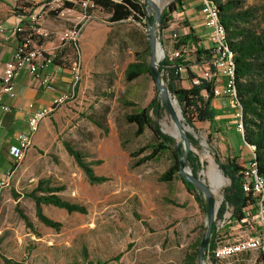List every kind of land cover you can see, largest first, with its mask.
<instances>
[{"label": "rangeland", "instance_id": "374dc122", "mask_svg": "<svg viewBox=\"0 0 264 264\" xmlns=\"http://www.w3.org/2000/svg\"><path fill=\"white\" fill-rule=\"evenodd\" d=\"M3 1L11 5L19 2L16 7L24 3L32 4L33 8L46 6V0ZM149 1L160 16L171 0ZM239 1L243 8L254 11L256 23L263 26L264 0ZM136 2L148 15L147 21L139 23L129 18L111 23L108 14L94 9L90 13L95 20L85 24L75 47L64 49L70 50L66 53L67 64L76 67L75 71L71 69L72 93L70 91L68 99L39 124L8 185L0 190V264H183L185 255L197 249L203 239L207 213L202 192L196 189L204 201L203 207L186 190L178 173L169 182L160 181V176L172 165L171 150L180 141L179 136L172 137L166 128L172 126L166 110L158 117L150 107L156 99L162 103L161 96L150 75L131 82L123 75L126 66L137 59L149 64L147 22L155 21V39L163 50L161 62L180 54L179 50H174V44L179 36L188 32L190 21L182 12L173 13L168 28L161 30L155 10L146 11V0ZM3 7V15L13 11L6 5ZM73 11L82 13L84 10L74 6ZM74 12L65 11L62 19L53 20L54 34L43 39L52 41L69 29L73 24L69 18ZM60 49L59 46L57 53ZM189 61L193 63V72L200 75L204 66L197 65L193 58ZM215 85L222 91L223 80L219 79ZM179 86L188 88L189 84L183 80ZM218 97H227L224 117L215 111L218 116L211 127L207 123H195L190 128L182 120L181 128L197 141L196 147L188 145L200 162L197 177L208 187L210 170H218L224 179L216 194L210 191L215 203L212 224L215 231L217 228V232L224 233L232 224L227 219L224 222L222 218L216 219V213L229 180L219 170L217 161H224L225 155L231 153L247 166L252 154L242 134L236 131L239 111L233 100L226 93ZM142 109L147 110L150 126L136 136L135 125L127 123L125 116ZM175 109L179 110L178 105ZM151 126H158L173 139L174 145L151 161L134 166L150 151L146 149L137 155L139 150L156 143ZM63 142L83 155L96 176L107 180L90 184L66 153ZM185 149L183 144L182 150ZM215 149L219 155H213ZM186 170L190 171L187 165ZM39 180L51 186H62L64 190L58 196L83 206L85 214H68L42 206L43 214L59 222L61 227L55 231L42 225L35 216L33 201L23 196L31 192ZM12 192L18 197L13 198ZM20 212L27 217L32 229L25 225ZM234 262L258 264V254L246 253Z\"/></svg>", "mask_w": 264, "mask_h": 264}, {"label": "trees", "instance_id": "16d2710c", "mask_svg": "<svg viewBox=\"0 0 264 264\" xmlns=\"http://www.w3.org/2000/svg\"><path fill=\"white\" fill-rule=\"evenodd\" d=\"M214 1L217 4L219 20L226 32L227 45L233 53L234 101L240 113L242 139L245 144L253 147L248 164H254L256 175L264 180V25L261 26V24L256 23L254 11L243 8L242 2L239 0ZM49 3L50 0L46 1V5ZM94 4L98 9L108 14L111 23L122 22L129 18L139 23L146 20L143 8L136 0H95ZM184 6L185 0H171L161 14L160 29H167L171 15L183 12ZM64 8L73 9L69 4ZM59 12L60 10L50 11L49 14L55 16ZM14 15L17 18L27 16V14H22L20 10H14ZM199 42L192 29L188 28L186 34L178 37L177 42L174 44V50L182 52L183 49H187L190 52H185L174 59H163L159 62L158 69L168 92L177 101L183 123L190 128H193L195 123H207L211 127L216 117L215 109L211 104L214 98L213 83L199 80L198 84H192V80L196 76L191 72L193 63L189 60L193 58L195 63L200 66L210 62L212 58V51L203 49ZM71 46L75 47V44L67 43L61 46L59 52L52 58L51 63L61 65L60 58L64 49ZM190 47H194V50H191ZM69 52L70 50L67 51V53ZM179 66H183L184 73L181 74L177 71ZM145 74L150 75L149 64L140 59L129 63L123 72L124 79L127 82H131ZM183 80L188 82V88L179 86ZM150 107L158 117L165 111L158 99L154 100ZM125 120L129 124L135 125L136 136L141 135L150 126L147 110L145 109L126 115ZM154 134L156 143L139 150L137 155H140L146 149H150L149 154L135 162L134 166L151 161L157 155L170 151L168 146L174 145L173 139L168 135L162 132L156 133L155 131ZM186 136L189 145L196 147V139L191 134H186ZM209 142L211 144L212 140L210 139ZM63 146L90 184H101L107 180L105 177L96 176L90 164L84 161L83 155L69 143L63 142ZM179 150V154L174 149L171 150L172 165L160 176V181L169 182L178 173L179 160L184 154L181 145ZM212 153L213 155H219L216 149ZM130 157L133 158L134 154L131 153ZM186 165L190 168L192 176L197 177L200 171V162L191 151L187 154ZM217 165L223 176L229 180V185L223 189L222 202L216 213V219H221L227 208L230 210L231 218L238 221L244 216L243 210L252 204L250 195L242 189L246 166L239 163L236 158H226L224 161L218 160ZM182 183L186 190L193 195L195 201L203 207L204 201L197 195L196 188L188 182L182 181ZM63 190L62 186H51L47 181L39 180L31 192L23 194L25 198L33 201L37 220L45 227L55 231H59L61 224L46 217L42 212V206H51L68 214H85L83 206L65 201L58 196ZM11 195L13 198L18 197L13 192ZM20 217L25 225L32 229L29 220L21 212ZM217 237L220 236L216 233L213 223L207 244L214 243ZM197 246V249L185 255L183 264H197V252L200 243ZM258 264H264L263 254H258Z\"/></svg>", "mask_w": 264, "mask_h": 264}, {"label": "built area", "instance_id": "2783aa9c", "mask_svg": "<svg viewBox=\"0 0 264 264\" xmlns=\"http://www.w3.org/2000/svg\"><path fill=\"white\" fill-rule=\"evenodd\" d=\"M94 1L50 0V3L45 8L41 7L25 18H18L17 25L10 31V34L17 38V45L12 52L11 58L0 66V110L2 112L10 111V101L16 96L15 79L21 70L26 69L40 84H48L49 78L42 73V69L51 63L55 54L45 53L35 41L43 35L39 27L42 12L46 8L49 9V12L66 10L64 7L68 4L72 7L78 6L84 10L80 22L73 24L69 29L58 35L57 39L61 47L67 43L75 44L85 24L95 20V16L90 13L97 9ZM199 2L200 16L202 24L207 31L212 58L210 62L203 64L204 69L200 75L195 74L191 69V72L196 76L193 78L192 84H198L199 80L212 82L214 97L226 93L233 100V104L237 109L233 88V53L227 45V36L219 20L217 4L214 0H199ZM5 32L6 30L0 25V37ZM173 37L175 38L176 35L174 34ZM190 48L194 50V47ZM182 52L190 51L183 49ZM182 52L180 54L177 53L176 57L183 55ZM71 69L75 71L76 67L73 66ZM177 71L182 74L185 69L183 66H179ZM219 79L223 80L222 91L215 85ZM67 99V95L55 98L49 106L34 111L27 118V132L20 135L17 146L9 148V155L13 162L0 179V190L8 185L10 177L29 148L40 122L53 114ZM239 117L240 113L238 114L236 131L242 134V125ZM248 148L252 154L253 147L248 146ZM242 189L250 195L252 204L243 210L244 216L238 221L231 218L230 210L226 208L222 216V222L227 219L231 222L232 227L228 232L224 233L217 232L216 228V233L220 237L214 240L213 245L207 244L202 255V264H234V261H237L239 256L252 252L264 255V180L256 175L254 164L246 166Z\"/></svg>", "mask_w": 264, "mask_h": 264}, {"label": "crops", "instance_id": "0c3cea01", "mask_svg": "<svg viewBox=\"0 0 264 264\" xmlns=\"http://www.w3.org/2000/svg\"><path fill=\"white\" fill-rule=\"evenodd\" d=\"M16 3L17 2H14V4L11 5L10 2L7 3L0 0V25L6 30L5 34L0 37V66L11 58L12 52L17 45V38L10 34V31L18 23V18L14 15V10H20L22 14H27L28 16L41 8L40 6L33 8L31 6L32 4L29 3L20 4L17 8ZM5 5L12 8L13 11L7 12L3 15L2 11L4 9L3 6ZM199 10L200 5L198 0H185V6L182 13L185 15L186 19L190 21L187 25V29H192L193 34L200 41L199 45L203 49H209L207 31L202 24ZM65 11L74 12L73 9H66L61 10L55 16H51L50 14H47L49 9L46 8L41 14L39 27L41 28L43 35L40 37L41 39L37 45H39L47 54L56 55L59 43L57 38L52 41H46L43 38L47 35L54 34L55 28L51 23L55 19H62V14ZM74 13L75 15L69 18V21L76 24L81 21L82 13ZM66 53L67 51L64 50L63 55L60 58L61 65L50 63L46 68L42 69V73L49 78L47 85L40 84V82L35 80L26 69H23L18 73L15 79L16 96L10 101V111L5 113L0 110V179L13 162L9 155V148L17 146L20 135L27 132V118L34 111L49 106L55 98L68 95L70 91L72 93V87L74 85L71 72L72 67L70 66V63L67 64ZM227 106V97H216L214 98V101H212V107L218 112V115L221 114V117H224L223 113H226V111H223V108L225 109ZM218 115H216L214 122H216ZM226 158L235 157L229 153L225 155L224 159ZM238 159L239 158H236L237 161ZM238 162L245 164L243 161Z\"/></svg>", "mask_w": 264, "mask_h": 264}, {"label": "water", "instance_id": "95a60500", "mask_svg": "<svg viewBox=\"0 0 264 264\" xmlns=\"http://www.w3.org/2000/svg\"><path fill=\"white\" fill-rule=\"evenodd\" d=\"M147 5H146V11H148L150 8H153L156 12V15L158 17V22L160 24L161 22V15L159 16V11L154 8L153 4L149 1L146 0ZM148 15L145 14V19L147 21ZM154 25H155V21L152 20V22L150 24L146 25V29H147V38H148V49H149V70H150V75L151 78L155 84V87L158 91V93L161 96L162 99V105L165 108L166 112L168 113V115L170 116L171 120H173L175 122V126L177 128V130L179 131V138L180 141L178 143L175 144L174 150L177 154H179L180 150H179V146H183V144H185L186 149L183 154V157L180 158L179 160V166H178V174L180 176V179L184 182H188L190 184H192L196 189L199 188V190L202 192L205 201H206V213H207V228H206V232L203 236V239L200 242V246L197 252V264H202V255L203 252L207 246L208 240H209V236L211 233V228H212V222H213V217L215 214V203H214V199L211 196L209 187L207 185H205L198 177H193L191 173L187 172L186 170V158H187V154L189 152V143L187 140V136L186 134H184L183 132H181V124L176 120V112L178 111L180 113L179 110H175V108L172 107V105L170 104L169 100H168V90L167 88L163 85V80L160 78V75L158 73V69H159V61L156 58V50L157 48H160L159 44L156 42L155 39V31H154ZM175 102L177 103V101L175 100ZM151 128L153 129V131H155L156 133L162 132L163 131L158 127V126H151ZM245 144V143H244ZM246 147L248 148V145L245 144ZM216 160H218V158L216 157Z\"/></svg>", "mask_w": 264, "mask_h": 264}, {"label": "bare ground", "instance_id": "6f19581e", "mask_svg": "<svg viewBox=\"0 0 264 264\" xmlns=\"http://www.w3.org/2000/svg\"><path fill=\"white\" fill-rule=\"evenodd\" d=\"M152 1L155 2V1H158V0H152ZM162 57H163V50L161 48H157V50H156V58L158 60H160ZM168 100H169V102H170V104L172 105L173 108H176L177 107V103L175 102L174 99L171 98L170 95H168ZM176 120L180 124L182 123V117H181V115H180V113L178 111L176 112ZM166 125H167V123H166ZM171 125H172L171 127H169L168 125L166 127L168 129V132L171 133L172 137H174V138L176 136L178 137L179 131L177 130V128L175 126V122L173 120H171ZM181 132H182V128H181ZM187 172L191 173V171H189V170H187ZM207 176H208V179H209V189H210L211 193L216 192L217 190H219L223 186L224 179L221 176V174L218 172V170L217 171L216 170H210L208 172ZM216 193H214V194H216Z\"/></svg>", "mask_w": 264, "mask_h": 264}]
</instances>
